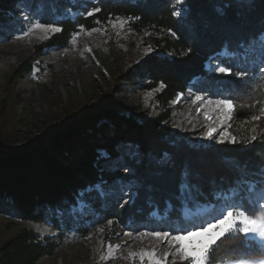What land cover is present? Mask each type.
<instances>
[{"label":"trees","instance_id":"obj_1","mask_svg":"<svg viewBox=\"0 0 264 264\" xmlns=\"http://www.w3.org/2000/svg\"><path fill=\"white\" fill-rule=\"evenodd\" d=\"M20 1L0 0V20L8 7ZM51 2L61 3L33 0L35 7L43 5L45 21L62 29L51 34L43 46L65 44L81 25L92 29L115 18L126 19L130 29L145 34L155 50L140 68L145 77L143 90L159 88L154 100L166 108L177 94L185 92L192 79L204 76L209 90L235 102L231 130L236 143L229 140L215 149H194L165 138L166 111L150 119H132L118 115L111 106L62 129L46 146L6 153L3 147L7 140L0 138V201L10 199L20 219L41 221L44 211L56 214L57 210H68L101 181L129 179V175L105 170L116 162L124 146H136L143 159L134 165L138 184L132 203L110 201L106 208L105 218L112 225L143 220L152 208L163 212L168 204V219H179L182 180L196 200L215 203L220 201L215 193L233 185L241 183L243 189L250 180L260 184L264 118L253 121L251 117L259 115V109L264 107V75L257 63L241 58L224 65L232 67L233 72L247 73L244 78L223 73L207 75L204 65L222 55V48L236 51L239 57L243 47L257 42L264 32V0H189L181 18L173 14V0H85L72 7L73 13L55 9ZM94 8L100 11L87 15ZM252 136L256 139L252 140ZM163 153L170 157L169 161L159 162ZM54 245L48 236L23 227L0 245V264H36L53 254ZM222 247L220 240L211 254L213 264L226 260Z\"/></svg>","mask_w":264,"mask_h":264},{"label":"rangeland","instance_id":"obj_2","mask_svg":"<svg viewBox=\"0 0 264 264\" xmlns=\"http://www.w3.org/2000/svg\"><path fill=\"white\" fill-rule=\"evenodd\" d=\"M29 1L27 5L28 0H22L8 7L0 20V138L7 140L4 152L46 146L59 131L72 127L105 106H111L118 115L132 119H150L166 111L165 138L194 149H215L229 140L231 142V139L223 140L222 133L226 129L233 137L234 110L224 124L216 120L217 130L212 138L204 136L210 121L205 119V107L199 101L193 104V98L197 94L203 95L205 100L223 98L205 86L204 76L192 79L185 92L177 94L166 108H161L154 100L159 88L143 90L145 77L140 68L155 50L145 34L130 29L126 19L115 18L98 24L92 28L96 31L80 28L71 34L65 44L45 47L43 42L54 32L34 29L29 35H23L37 18L41 23H52L45 21L43 5L35 7L33 0ZM56 1L61 3L51 2L50 6L71 11L73 6L85 0ZM188 1L173 0L174 12L181 13L175 15L177 18L186 14ZM75 33L80 34L73 43ZM263 37L264 32L253 45L243 47V51L238 52L239 57H236V51L222 48L219 52L222 55L205 62L207 75L219 74L215 71L217 66H225L224 62L237 61L238 58L257 63L264 75ZM25 67L28 69L21 72ZM212 115L215 120L216 114ZM261 148L264 150V146ZM163 154L158 158L159 162L169 161L170 157ZM142 159L136 146H124L116 162L106 166L105 170L129 175V179L114 177L108 182L101 181L81 195L68 210L60 209L56 214L46 210L38 222L20 219L10 199L5 203L0 201V245L21 228L27 227L41 236H48L55 243L53 254L41 258L36 264H133L131 259L126 258L129 251L155 247L162 255L167 250L166 241L161 243L153 237L140 239L137 235L140 232L159 231L175 235L180 230L191 231L193 226L219 218L230 204L243 203L250 209L249 214L264 216V211L257 204L264 203L260 200L264 194L263 163L260 184L243 180L242 183L247 181L243 189L239 183L240 186L233 185L222 193H215L217 198L220 197L218 203L196 200L182 180L178 194L181 201L179 219H168L165 212L170 211L168 204L163 212L152 208L143 220L109 224L110 220L105 216L110 201L122 205L132 203L138 184L134 165H139ZM182 176L185 178L184 174ZM237 190L239 194L232 197ZM125 232L133 235L126 237ZM123 241L127 244L116 250L112 258H101L108 256V243L121 244ZM221 242L223 249L220 251L227 256L226 259L259 254L251 239L244 240L242 234H227Z\"/></svg>","mask_w":264,"mask_h":264},{"label":"snow or ice","instance_id":"obj_3","mask_svg":"<svg viewBox=\"0 0 264 264\" xmlns=\"http://www.w3.org/2000/svg\"><path fill=\"white\" fill-rule=\"evenodd\" d=\"M99 11V8H94L89 11L87 15L91 16ZM173 14L179 16L181 13L177 11ZM25 19H27V17H25ZM122 23L121 21V24ZM80 28L83 30V25H81ZM34 29H40L46 32L62 31L56 24L41 23L40 19L37 18L31 22L28 31L23 32V35H29ZM92 31H96V29H92ZM79 34L80 33H75L73 35V43H75L76 36ZM88 50L91 51V49ZM215 71L241 78L247 75V73L243 71L233 72L232 67L226 66H217ZM198 101L205 107V119L210 121L204 136L212 138L213 133L217 130L216 120L219 121V124H224L225 120L230 117L232 111L235 109V102L229 98H208L205 100L203 95L197 94L194 96L192 103L195 104ZM213 113L216 114L215 120L212 115ZM262 118H264V107L259 109V115H253L251 117L253 121H258ZM222 139H231L232 143H236V138L232 137L226 129L222 133ZM251 139L255 140L256 136H252ZM260 200H264V194L261 195ZM257 204L261 211H264V203L257 202ZM249 212L250 209L243 203L230 204L220 213L219 218H215L211 222L199 226H193L191 231L180 230L177 231L175 235L169 232L159 231L140 232L137 234L140 239L153 237L161 243L166 241L167 250L161 255L155 247L141 248L139 251H129L126 258L131 259L133 264H135L137 260L139 264H213L211 254L218 246V241L227 234H242L244 240L251 239L255 251L259 254L235 256L226 260L215 261V264H264V216L251 215ZM108 223L111 224L112 221ZM101 231H103V229H101ZM124 235L126 237H131L133 233L125 232ZM126 244L127 241H123L121 244L108 243L106 246L108 256L101 258H112L115 251Z\"/></svg>","mask_w":264,"mask_h":264},{"label":"bare ground","instance_id":"obj_4","mask_svg":"<svg viewBox=\"0 0 264 264\" xmlns=\"http://www.w3.org/2000/svg\"><path fill=\"white\" fill-rule=\"evenodd\" d=\"M262 43L264 44V37L262 38ZM206 63H209V61L208 62H206ZM206 63H205V65H206ZM210 67V66H209ZM209 70V69H208ZM180 94V93H179Z\"/></svg>","mask_w":264,"mask_h":264}]
</instances>
